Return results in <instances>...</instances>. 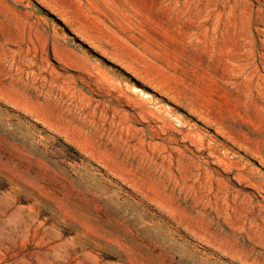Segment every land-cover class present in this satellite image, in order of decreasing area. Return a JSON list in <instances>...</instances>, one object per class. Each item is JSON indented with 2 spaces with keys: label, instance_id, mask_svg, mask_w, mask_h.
<instances>
[{
  "label": "rangeland",
  "instance_id": "374dc122",
  "mask_svg": "<svg viewBox=\"0 0 264 264\" xmlns=\"http://www.w3.org/2000/svg\"><path fill=\"white\" fill-rule=\"evenodd\" d=\"M0 264H264V0H0Z\"/></svg>",
  "mask_w": 264,
  "mask_h": 264
}]
</instances>
